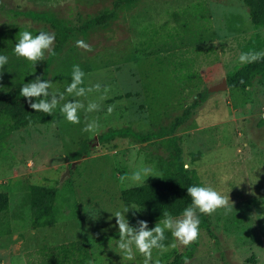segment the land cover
<instances>
[{"label":"rangeland","instance_id":"374dc122","mask_svg":"<svg viewBox=\"0 0 264 264\" xmlns=\"http://www.w3.org/2000/svg\"><path fill=\"white\" fill-rule=\"evenodd\" d=\"M27 12L51 13L71 28L47 72L49 91L64 92L73 65H79L85 87L101 85L99 92L79 99L85 105L96 101L100 109L81 110L80 123L72 124L58 106L49 123L6 137L0 147V190L10 197L3 215L10 232L0 236V264H51L37 251L80 239L87 242L95 264H143L138 252L133 261L118 253V226L111 213L122 205L134 206L141 211L134 216L130 208L131 224L143 219L155 226L158 221L150 222L146 209L125 203L121 191L160 179V162L170 157V150L157 139L118 137L102 143L98 136L123 126L141 133L169 129L204 91L206 101L172 135L180 137L186 167L193 170L197 185H212L229 195L233 208L228 214L218 209L207 215L209 228L200 230L198 245L184 264H264V78L258 76L246 89L209 91L242 66L238 58L253 48L250 42L257 40V52L264 51V27L252 24L244 2L0 0V55L8 57L0 69V92L20 91L23 83L44 73L47 53L37 65L14 53L19 33H54L50 24ZM100 16L105 17L102 23L86 26ZM77 40H84L91 51L77 47ZM102 95L106 98L100 100ZM86 120L98 121V135L82 131ZM8 125L0 117V131ZM85 144L89 149L75 159ZM143 168L151 170L150 176L133 180L132 174ZM33 184L57 188L55 224L32 227ZM165 236V245L174 242L171 232ZM185 250L178 244L163 254L154 249L152 255L165 264Z\"/></svg>","mask_w":264,"mask_h":264},{"label":"trees","instance_id":"16d2710c","mask_svg":"<svg viewBox=\"0 0 264 264\" xmlns=\"http://www.w3.org/2000/svg\"><path fill=\"white\" fill-rule=\"evenodd\" d=\"M133 3L136 0H124ZM248 7L252 24L256 27H264V0H241ZM34 19L43 20L54 29L55 44L53 46L55 55H49L44 63V73L41 78L46 80L47 72L53 60L59 55L65 43L70 38L71 28L64 23V20L48 12H27ZM104 16L96 17L87 22L86 26L102 23ZM248 46H253L250 51H258L260 46L256 41L250 42ZM260 76L264 78V59L254 63L240 66L234 73L228 75L227 82L229 88L246 89L252 85L253 81ZM208 92L200 94V99L186 108L183 113L176 117L169 129L141 133L131 127L123 126L110 128L98 136L100 142L105 143L118 137H130L136 141L146 142L157 139L164 143L170 150V157L160 162L162 176L160 179L145 182L139 185L126 187L121 191V198L125 203H133L147 210L150 222L160 221L163 212L167 211L174 217H178L183 209L191 203V198L187 194V187L197 185V181L192 169L186 167L183 157V149L178 135H172L176 127L182 125L190 119L193 111L198 108L201 102L206 101ZM53 113L48 115L43 112L31 110L23 97L19 95V90L10 88L0 92V117L9 120V125L0 131V147L5 145L6 137L15 130L35 124L49 123L53 119ZM170 136H167L169 135ZM167 136V137H166ZM89 146L85 144L83 151L75 154V159L81 153L87 151ZM31 192V225L34 229L53 225L57 222L58 209L56 206L57 188L50 185L33 184ZM10 206L8 192L0 190V236L8 234L9 223L4 222L3 215ZM200 218V230L209 228L207 215L197 211ZM199 238L186 246V250L177 254L174 259L165 264H184L189 259ZM37 253L49 260L51 264H95L90 248L84 240H74L56 245L53 249H40Z\"/></svg>","mask_w":264,"mask_h":264},{"label":"clouds","instance_id":"9594fccd","mask_svg":"<svg viewBox=\"0 0 264 264\" xmlns=\"http://www.w3.org/2000/svg\"><path fill=\"white\" fill-rule=\"evenodd\" d=\"M55 43V34L52 32L40 31L33 35L30 31L19 33V38L14 47V53L22 57L33 65L45 61V54L55 55L53 45ZM76 46L91 51V46L84 40H77ZM264 59V51H248L239 55V63L246 65ZM8 62V57L0 55V69ZM34 74V73H33ZM2 77V71H0ZM85 72L79 65H73L71 72V82L67 84L64 92L53 91L51 80H44L40 75H34V78L23 83L19 95L25 99L27 106L37 112H43L48 115L59 106L60 114L65 120L72 124L80 123V111L86 113L98 111L100 104L96 101H89L85 105L79 98L86 97L92 91L99 92L101 85L99 83L85 87ZM107 86H104L105 93ZM65 94L71 99L65 100ZM102 95L100 100L105 99ZM61 101H64L61 103ZM114 106L110 105L107 109L111 114ZM100 125L97 120L85 122L83 132L99 134ZM151 170L143 168L132 174V179L141 181L143 177H149ZM187 194L191 198V203L185 207L178 217H174L169 212H163V219L156 222L154 227H149L148 221L137 219L135 225L129 222L127 213L130 208L134 209L133 215L141 211L136 207L122 205L120 209L111 213L115 218V225L118 226V240L116 247L123 259L133 261L138 252L144 259L143 264H162L159 258H153V250H159L161 254L174 249L179 245L188 246L195 242L200 235V218L197 211L204 215H211L218 209H224L225 214L232 211L233 203L230 204V197L223 195L212 185H192L187 187ZM232 201V200H231ZM233 202V201H232ZM171 232L174 242L165 245V232ZM91 264V262H89Z\"/></svg>","mask_w":264,"mask_h":264},{"label":"water","instance_id":"95a60500","mask_svg":"<svg viewBox=\"0 0 264 264\" xmlns=\"http://www.w3.org/2000/svg\"><path fill=\"white\" fill-rule=\"evenodd\" d=\"M227 88H229V86H228V82H227V78H223V80H222L221 82L212 85V86L210 87L209 91H210V92L221 91V90H225V89H227ZM69 171H70L69 168H67V170H66V172L63 174V177H62V178H64L65 175L69 173Z\"/></svg>","mask_w":264,"mask_h":264}]
</instances>
